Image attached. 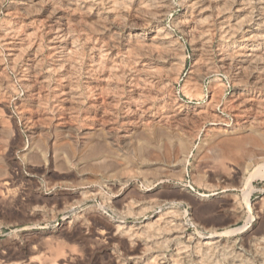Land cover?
I'll return each mask as SVG.
<instances>
[{"label": "rangeland", "instance_id": "374dc122", "mask_svg": "<svg viewBox=\"0 0 264 264\" xmlns=\"http://www.w3.org/2000/svg\"><path fill=\"white\" fill-rule=\"evenodd\" d=\"M198 1L0 0V264H198L262 233L264 2Z\"/></svg>", "mask_w": 264, "mask_h": 264}, {"label": "bare ground", "instance_id": "6f19581e", "mask_svg": "<svg viewBox=\"0 0 264 264\" xmlns=\"http://www.w3.org/2000/svg\"><path fill=\"white\" fill-rule=\"evenodd\" d=\"M18 1V0H17ZM33 1V0H32ZM36 1V0H35ZM45 1V0H44ZM109 1V0H108ZM123 1V0H122ZM159 1V0H158ZM164 1V0H163ZM166 1V0H165ZM200 1V0H199ZM197 2V3H200V2ZM222 1V0H221ZM227 1L228 0H226V2H224V3H226L227 4ZM258 1V0H257ZM84 2V1H83ZM100 2H101V0H100ZM147 2V1H146ZM206 2V1H205ZM220 2V1H219ZM235 2H238V3H235L234 5L235 6H233V8H235L236 7V9H234V10H236V11H238V10H241V9H244V7H246L247 8V6H246V1H243V0H240V1H236L235 0ZM251 2V1H250ZM259 3L258 4H260V2L261 3H263L264 2V0H259L258 1ZM28 3V2H27ZM154 3V2H153ZM152 3V4H153ZM196 3V4H197ZM217 3V2H216ZM249 3V2H248ZM247 3V4H248ZM255 3V2H254ZM257 3V2H256ZM59 4V3H58ZM157 4V3H156ZM161 4H163L162 2H161ZM190 4V3H189ZM195 4V5H196ZM202 4V3H201ZM205 4H207V2L205 3ZM220 4H223L222 2L220 3ZM219 4V5H220ZM229 4H230V2H229ZM231 4H232V2H231ZM60 5V4H59ZM67 5V4H66ZM138 5H140V4H138ZM154 5H155V3H154ZM194 5V4H193ZM198 5V4H197ZM233 5V4H232ZM250 5L251 4H249V6L248 7H250ZM253 5V4H252ZM251 5V6H252ZM38 6V5H37ZM157 6V5H156ZM161 6V5H160ZM171 6V5H170ZM221 6V5H220ZM228 6V5H227ZM113 7V6H112ZM196 7H198V6H196ZM195 7V8H196ZM205 7H206V5H205ZM213 7V6H212ZM219 7V6H218ZM218 7H216V8H218ZM261 7H262V5H261ZM114 8V7H113ZM112 8V9H113ZM194 8V7H193ZM200 8H203L202 6H200ZM224 8V7H223ZM225 8H228V7H225ZM25 9V8H24ZM197 9V8H196ZM219 9H220V7H219ZM222 9V8H221ZM231 9V8H230ZM257 9H259V8H257ZM187 10V9H186ZM201 10V9H200ZM199 10V11H200ZM244 10H246V9H244ZM250 10H251V8H250ZM153 11V10H152ZM203 11V10H202ZM201 11V12H202ZM212 11V10H211ZM224 11V10H223ZM227 11H228V9H227ZM253 11V10H252ZM256 11H258V10H256ZM260 11V10H259ZM80 12V11H79ZM114 12V11H113ZM140 12V11H139ZM151 12V11H150ZM161 12H163V11H161ZM189 12H191V11H189ZM196 12V11H195ZM214 12V11H213ZM216 12V11H215ZM225 12V11H224ZM261 12H262V9H261ZM58 13V12H57ZM135 13V12H134ZM197 13V12H196ZM204 13V12H203ZM208 13V12H207ZM210 13V12H209ZM243 13H245V12H243ZM246 13H249L250 15L252 14L251 13V11H248V9H247V12ZM245 13V14H246ZM257 13V12H256ZM60 14V13H59ZM135 14H137V13H135ZM147 14V13H146ZM218 14H219V12H218ZM218 14H216V15H218ZM248 14V15H249ZM194 15H195V13H194ZM199 14H197V16H198ZM224 15V14H223ZM222 15V16H223ZM235 15H237V13L235 14ZM247 15V16H248ZM255 15V14H254ZM142 16V15H141ZM215 16V15H214ZM221 16V15H220ZM239 16V15H238ZM244 16H246V15H242V17H240V19H238V20H241V18L242 19H244ZM247 16H246V18H247ZM103 17V16H102ZM196 17V16H195ZM194 17V18H195ZM216 17V16H215ZM249 17V16H248ZM78 18V17H77ZM140 18V17H139ZM190 18V17H189ZM199 17H197V19H198ZM239 18V17H238ZM260 18H261V21L263 22L262 24H264V14H263V12H262V14H261V16H260ZM92 19V18H91ZM191 19H193V17H191ZM196 19V18H195ZM194 19V20H195ZM200 20H202L203 19V17L202 18H199ZM204 19H206V18H204ZM219 19V18H218ZM222 19V18H221ZM224 19H225V17H224ZM256 19V18H255ZM259 19V18H258ZM257 19V20H258ZM89 20V19H88ZM181 20V19H180ZM199 20V21H200ZM237 20V19H236ZM248 20V19H247ZM246 20V21H247ZM249 20H254V18L252 17V19H250L249 18ZM78 21V20H77ZM183 21H184V19H183ZM198 21V20H197ZM205 21V20H204ZM210 21V20H209ZM227 21V20H226ZM243 21V20H242ZM260 21V20H259ZM190 22H192V21H190ZM195 23L194 24H196L197 22H196V20L194 21ZM201 22V21H200ZM202 22H203V20H202ZM221 22V21H220ZM240 23H241V21H239ZM244 22V21H243ZM251 22V21H250ZM250 22H249V24H250ZM253 22V21H252ZM144 23V22H143ZM147 23V22H146ZM221 23H223V21L221 22ZM224 23L227 25V23L224 21ZM237 23V22H236ZM256 23H257V21H256ZM261 23V22H260ZM118 24H120V23H118ZM179 24V23H178ZM220 24V23H219ZM232 24L234 25L235 24V21H234V23L232 22ZM232 24H231V26H232ZM247 24V23H246ZM261 24V25H262ZM51 25V24H50ZM88 25V24H87ZM201 25V23H199V26ZM238 25H239V23H238ZM259 25V24H258ZM61 26V25H60ZM70 26V25H69ZM181 26V25H180ZM187 26V25H186ZM192 26V25H191ZM198 26V27H199ZM201 26H203V25H201ZM220 26L221 25H219L218 27H219V29H220ZM222 26H224L223 24H222ZM236 26V25H235ZM234 26V27H235ZM58 27V26H57ZM158 27V26H157ZM195 27H197L196 25H195ZM198 27L196 28V29H194V32H195V30H198V31H196V33L198 32H200V30L198 29ZM208 26H206V28H207ZM47 28V27H46ZM66 28V27H65ZM189 28V27H188ZM200 28V27H199ZM204 28H205V26H204ZM221 28H223V27H221ZM239 28V27H238ZM245 28V27H244ZM257 27H255V29H256ZM258 28H260V27H258ZM262 28V27H261ZM154 29V28H153ZM201 29V28H200ZM224 29H225V26H224ZM248 29V28H247ZM247 29H246V31H247ZM159 30V29H158ZM202 30V29H201ZM205 30V33L207 32L206 31V29H204ZM204 30H203V32H204ZM228 29H226V31H227ZM245 30V29H244ZM263 30V29H262ZM137 31V30H136ZM193 31V30H192ZM221 31V30H220ZM225 31V32H226ZM252 31H254V29L252 30ZM157 32V31H156ZM159 32V31H158ZM157 32V33H158ZM190 32V31H189ZM203 32H202V34H203ZM230 32V31H229ZM235 32V31H234ZM58 33V32H57ZM64 33V32H63ZM161 33V32H160ZM164 33V32H163ZM195 33V34H196ZM197 33V34H198ZM221 34L223 33V32H220ZM248 33V32H247ZM254 33V32H253ZM255 33H257V32H255ZM254 33V34H255ZM259 33H261L260 31H259ZM262 33H264L263 31H262ZM139 34V33H138ZM159 34V33H158ZM158 34H156V36H158ZM229 34H231V32L229 33ZM228 33H227V35H229ZM258 34V33H257ZM64 35H65V33H64ZM160 35H162V34H160ZM159 35V36H160ZM224 35H225V33H224ZM248 35V34H247ZM252 35V34H251ZM133 36V35H132ZM138 36V35H137ZM143 36V35H142ZM164 36V35H163ZM162 36V37H163ZM210 36V35H209ZM249 36H250V33H249ZM248 36V37H249ZM259 36V35H258ZM262 36H264V35H262ZM131 37V36H130ZM139 37V36H138ZM141 37V36H140ZM161 37V36H160ZM160 37H159V39H160ZM224 37H228V36H224ZM231 37V36H230ZM128 38V37H127ZM171 38V37H170ZM253 38V37H252ZM251 38V39H252ZM258 38V37H257ZM58 39V38H57ZM99 39V38H98ZM224 39H226V38H224ZM236 39V38H235ZM263 39V38H262ZM258 40V39H257ZM256 40V41H257ZM131 41V40H130ZM260 41V40H259ZM262 41V40H261ZM151 42V41H150ZM154 43H155V41H153ZM153 42H151V43H153ZM163 42V41H162ZM258 42V41H257ZM264 42V41H263ZM165 43V42H164ZM250 43V42H249ZM260 43V42H259ZM258 43V44H259ZM30 44V43H29ZM159 44H161V43H159ZM202 44V43H201ZM231 44V43H230ZM242 44V43H241ZM248 44V43H247ZM98 45V44H97ZM100 45V44H99ZM151 44H149V46H150ZM238 45H239V43H238ZM245 45V44H244ZM252 45V44H251ZM255 45V44H254ZM262 45V44H261ZM31 46V45H30ZM202 46V45H201ZM205 46V45H204ZM249 46V45H248ZM264 46V45H263ZM97 47V46H96ZM144 47V46H143ZM148 46L146 45V48H147ZM236 47V46H235ZM241 47H245V46H241ZM251 47H253V46H251ZM255 47V46H254ZM259 46H257V48H258ZM149 48V47H148ZM174 48V47H173ZM248 48V47H247ZM91 49V48H90ZM137 49V48H136ZM229 49V48H228ZM250 49V48H249ZM128 50V49H127ZM234 50V49H233ZM258 50H259V48H258ZM261 50V49H260ZM136 51V50H135ZM140 51H142V50H140ZM264 51V50H263ZM262 51V52H263ZM237 52H239L238 50H237ZM237 52H235V53H237ZM240 52H242V51H240ZM261 52V51H260ZM34 53V52H33ZM139 52H138V50H137V54H138ZM141 53V52H140ZM139 53V54H140ZM230 53V52H229ZM243 53V52H242ZM249 53H251V52H249ZM254 54H255V52H253ZM252 53V54H253ZM257 53V52H256ZM264 53V52H263ZM149 54V53H148ZM154 54V53H153ZM238 55H240L239 53H237ZM260 54V53H259ZM230 55V54H229ZM235 55V54H234ZM238 55L236 56V57H238ZM247 55V54H246ZM249 55V54H248ZM258 57H259V55L258 54H256ZM261 55V54H260ZM99 56V55H98ZM143 56V55H142ZM244 57H247V56H245V54L243 55ZM263 56V59H264V55H262ZM261 56V57H262ZM230 57H231V55H230ZM256 58L255 57V55L253 56L252 55V58H250V59H254V58ZM130 58V57H129ZM156 59V58H155ZM245 59V58H244ZM243 59V60H244ZM250 59H248L247 61L248 62H251V60ZM257 60H259V58H256ZM262 59V60H263ZM257 60H255V61H257ZM262 60H260V61H262ZM149 61V60H148ZM241 61V60H240ZM248 62H246V63H248ZM130 63V62H129ZM133 63V62H132ZM102 64V63H101ZM146 64V63H145ZM249 64V63H248ZM248 64H246V65H248ZM251 64V63H250ZM253 64V63H252ZM256 64V63H255ZM254 65V64H253ZM158 66V65H157ZM249 66V65H248ZM243 67V66H242ZM252 67V66H251ZM250 67V68H251ZM253 67H255V66H253ZM133 68V67H132ZM140 68V67H139ZM243 68H245V67H243ZM259 68V67H258ZM246 69L248 70L249 68H247L246 67ZM264 69V68H263ZM252 73V72H251ZM151 74V73H150ZM149 74V75H150ZM138 75V74H137ZM144 75V74H143ZM256 75V74H255ZM264 75V74H263ZM262 75V76H263ZM139 76V75H138ZM148 76V75H147ZM250 76V75H249ZM258 76H260V75H258ZM141 78H143V77H141ZM147 78V77H146ZM149 79V78H148ZM256 79V78H255ZM261 79V78H260ZM144 81V80H143ZM262 81H263V79H262ZM135 82V81H134ZM141 82V81H140ZM148 82V81H147ZM140 85V84H139ZM147 85V84H146ZM253 90V89H252ZM234 93V92H233ZM254 93V92H253ZM263 97V96H262ZM142 98V97H141ZM68 99H70L69 97H68ZM263 102V101H262ZM237 103V102H236ZM260 103V102H259ZM136 105H138V104H136ZM258 108V107H257ZM240 109V108H239ZM138 110V109H137ZM125 111V110H124ZM121 112V111H120ZM123 112V111H122ZM196 112V111H195ZM246 113V112H245ZM167 116V115H166ZM152 118V117H151ZM128 119V118H127ZM163 120H164V118H163ZM162 120V121H163ZM124 121V120H123ZM158 121V120H157ZM249 121V120H248ZM253 122V121H252ZM249 123V122H248ZM253 125V124H252ZM259 125V124H258ZM63 129V128H62ZM125 137V136H124ZM245 199L247 198V193H245ZM253 211H255V210H253ZM255 213V215L257 214L256 212H254ZM253 213V214H254ZM258 213H260V212H258ZM260 215H262V214H260ZM170 218V217H169ZM168 219V218H167ZM166 219V220H167ZM155 220H157V219H155ZM165 220V221H166ZM154 221V220H153ZM159 221V220H158ZM261 221V220H260ZM259 221V222H260ZM264 221V220H263ZM157 222V221H156ZM155 222V223H156ZM175 222V221H174ZM262 222V221H261ZM154 223V224H155ZM163 223H165V222H162V225H163ZM146 224V223H145ZM167 224V223H166ZM166 224H165V226H166ZM261 224V223H260ZM153 226V225H152ZM156 226H158V225H156ZM165 226H163V227H165ZM175 226V225H174ZM180 226V225H179ZM148 227V226H147ZM163 227H162V231H161V233L160 234H162L163 233V230L165 231V229H163ZM170 227V226H169ZM176 227H177V225H176ZM183 227H185V226H183ZM261 227H263V230H262V233L261 232H259V235L258 236H253V238H252V240L251 241H246L245 243H244V246H242V248L244 249L245 247L246 248H249L250 250H252L253 252H254V254H255V256H257V263L258 264H264V226H261ZM153 228V227H152ZM156 228H158V227H156ZM167 228H168V226H167ZM259 228H260V226H259ZM258 228V229H259ZM140 229V228H139ZM146 229V228H145ZM151 229V228H150ZM154 229V228H153ZM159 229V228H158ZM169 229V228H168ZM176 228H174V230H175ZM255 229H256V227H255ZM262 229V228H261ZM261 229H260V231H261ZM127 230V229H126ZM126 230L124 231V232H126ZM172 231V233H174L175 231ZM134 231V230H133ZM154 231V230H153ZM153 231H152V235L154 234L153 233ZM157 231V230H156ZM166 231H168L167 229H166ZM170 231H171V229H170ZM177 231V230H176ZM259 231V230H258ZM130 232H131V230H130ZM140 235L142 234V233H140L139 231H137ZM142 232V231H141ZM155 232V231H154ZM158 232V231H157ZM191 232V231H190ZM226 232V231H225ZM228 232H229V234L232 232H234V228H233V230H230V231H227V234H228ZM168 233V232H167ZM176 233V232H175ZM181 233V232H180ZM136 234V233H135ZM144 234V233H143ZM148 234H149V232H148ZM159 234V235H160ZM169 234V233H168ZM178 234V233H177ZM190 234V233H189ZM258 234V233H257ZM131 235H132V232H131ZM134 235V234H133ZM155 235H157L156 233H155ZM172 235V234H171ZM208 235V234H207ZM255 235V234H254ZM150 235H148V237H149ZM170 236V235H169ZM164 237H166V236H164ZM175 237V236H174ZM177 237V236H176ZM182 237V236H181ZM190 237V236H189ZM246 237V236H245ZM155 238V237H154ZM187 238V237H186ZM228 238H230V237H228ZM231 238H232V236H231ZM241 238V237H240ZM244 238V237H243ZM248 238H249V236H248ZM191 239H192V237H191ZM205 241L204 242H202L200 245H201V247H200V245H199V247L201 248H198V246H197V248H198V251H195V250H197V248L194 250L195 251V253H194V251L192 252V253H194V255L193 256H195V260H196V262L198 263V264H216L217 263V261H216V263L215 262H211L210 260H208L207 258H206V255H208L209 253H215V252H218V253H220L219 254V257L221 256V254H224V255H227V260H228V263L227 264H244L243 262H242V260H244V259H242V251H243V249H240V250H238L237 251V249L235 250V252L234 251H231V250H233V247H231V246H229V245H226L225 244V242H223V239H222V237H221V234L220 233H216V232H211L210 234H209V236H207V237H205ZM238 239V238H237ZM140 240V239H139ZM168 240H169V238H168ZM185 240V239H184ZM232 240V239H231ZM230 240V241H231ZM234 240H236V239H234ZM240 240V239H239ZM249 240V239H248ZM182 242H184L183 240H181ZM187 241L188 242H191L190 241V238L188 239V240H186V243H187ZM202 241V240H201ZM226 241V240H225ZM152 243H154V242H152ZM179 244L181 243L180 241L178 242ZM199 243V242H198ZM156 244V243H155ZM159 244H161V242L159 243ZM154 245V244H153ZM152 245V246H153ZM176 245H177V243H176ZM175 245V246H176ZM239 245V244H238ZM145 246V245H144ZM147 246V245H146ZM178 246V245H177ZM189 246V245H188ZM195 246V247H196ZM234 246V245H233ZM193 247V246H192ZM239 247V246H238ZM151 248V247H150ZM168 248V247H167ZM185 248H187V246H186V244H184V245H181V246H178V247H176V255H178L177 256V258L179 259H182L183 261H185V263L184 264H189L188 263V255L186 254V252H185V250H187V249H185ZM240 248V247H239ZM175 249V248H174ZM249 249H246V250H249ZM192 251V250H191ZM252 251H250V255H251V252ZM158 252V251H157ZM199 252H201V253H199ZM190 253V252H189ZM191 254V253H190ZM245 254V252L243 253V255ZM253 254V253H252ZM173 255V254H172ZM171 255V256H172ZM175 256V255H174ZM174 256H173V259H174ZM209 256V255H208ZM213 256V255H212ZM248 256V255H247ZM155 257H157V256H155ZM154 257V258H155ZM166 257V256H165ZM187 257V258H186ZM211 257V256H210ZM249 257V256H248ZM253 257V256H252ZM171 258V257H170ZM176 258V259H177ZM192 258V257H191ZM194 258V257H193ZM212 258V257H211ZM215 258V257H214ZM245 258V257H244ZM254 258V257H253ZM145 259V258H144ZM151 259V258H150ZM171 260V263L172 264H175V262L176 263H178L177 262V260ZM224 259V258H223ZM152 260V259H151ZM155 261H157L156 259H154ZM153 260V261H154ZM169 260V259H168ZM194 260V259H193ZM213 260V259H212ZM247 260V259H246ZM256 260V259H255ZM221 261H223V260H221ZM221 261H220V263H221ZM226 261V260H225ZM149 262V261H148ZM147 262V263H148ZM164 262V260H163V258H158V264H165V263H163ZM167 262V261H166ZM195 262V263H196ZM250 262V261H249ZM151 263H152V261H151ZM170 263V264H171ZM183 263V262H182ZM220 263H218V264H220ZM246 263H248L247 261H246ZM19 264V263H18ZM146 264V263H145ZM149 264V263H148ZM154 264H156V263H154ZM181 264V263H180ZM192 264V263H191ZM224 264H226V263H224ZM253 264V263H252Z\"/></svg>", "mask_w": 264, "mask_h": 264}]
</instances>
